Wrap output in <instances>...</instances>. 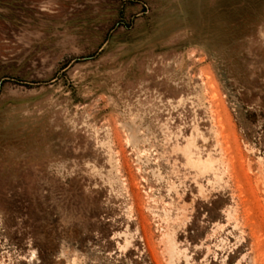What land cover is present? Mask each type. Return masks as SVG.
<instances>
[{
    "label": "rangeland",
    "instance_id": "374dc122",
    "mask_svg": "<svg viewBox=\"0 0 264 264\" xmlns=\"http://www.w3.org/2000/svg\"><path fill=\"white\" fill-rule=\"evenodd\" d=\"M0 264H264V0H0Z\"/></svg>",
    "mask_w": 264,
    "mask_h": 264
}]
</instances>
